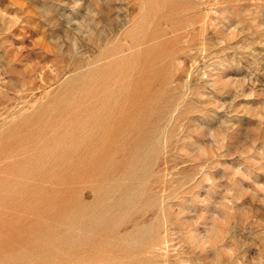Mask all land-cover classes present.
<instances>
[{"label":"rangeland","instance_id":"1","mask_svg":"<svg viewBox=\"0 0 264 264\" xmlns=\"http://www.w3.org/2000/svg\"><path fill=\"white\" fill-rule=\"evenodd\" d=\"M0 58V264H264V0H0Z\"/></svg>","mask_w":264,"mask_h":264},{"label":"bare ground","instance_id":"2","mask_svg":"<svg viewBox=\"0 0 264 264\" xmlns=\"http://www.w3.org/2000/svg\"><path fill=\"white\" fill-rule=\"evenodd\" d=\"M59 51H60V50H59ZM92 51H93V50H92ZM89 52H90V51H89ZM83 54H84V53H83ZM85 54H86V53H85ZM89 55H90V54H89ZM73 56H74V55H73ZM86 56H87V54H86ZM90 56H91V55H90ZM76 57H77V56H76ZM80 57H81V54H80ZM78 58H79V57H78ZM1 59H2V58H0V61H1ZM65 59H66V58H65ZM69 59H70V58H69ZM80 59L82 60V58H80ZM80 59H79V60H78V59H74V60H73V64H74L75 66L78 65V64L80 63V62H79ZM83 59L85 60L84 56H83ZM66 60H67V59H66ZM84 60H82L83 63L86 62V61H84ZM82 61H81V62H82ZM64 62H65V60H64ZM83 63H82V64H83ZM69 64H70V62H69ZM73 64H72V65H73ZM82 64H81V65H82ZM64 66H65V65H64ZM67 66L69 67V65H67ZM79 70H80V68H79ZM68 71H69V70H68ZM73 71H74V70H73ZM69 73H70V72H69ZM74 74H75V73H74ZM71 75H72V74H71ZM72 76H73V75H72ZM3 79H5V78H3ZM10 79H11V78H10ZM4 81H5V80H1L0 83L3 84ZM6 82H7V81H6ZM74 83H75V82H74ZM5 84H6V83H5ZM62 84H63V82H62ZM76 84H77V83H76ZM5 86H6V85H5ZM5 86H4V87H5ZM58 87H59V85H58ZM62 91H63V90H62Z\"/></svg>","mask_w":264,"mask_h":264}]
</instances>
